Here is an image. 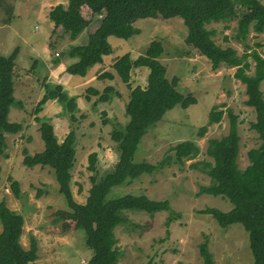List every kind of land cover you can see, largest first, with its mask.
<instances>
[{"label": "rangeland", "instance_id": "rangeland-1", "mask_svg": "<svg viewBox=\"0 0 264 264\" xmlns=\"http://www.w3.org/2000/svg\"><path fill=\"white\" fill-rule=\"evenodd\" d=\"M259 1L264 5V0ZM66 2L0 0V54L8 56L17 49L16 74L24 69L33 70L31 73L38 78L34 82L15 79L16 97L25 89L27 107L17 108L16 113L10 111V118L19 119L23 127L18 133L6 134L7 158L0 155V199L4 198L7 206L24 218L22 246L28 247L30 235L36 239L37 257L31 264H84L92 254V249L85 244L83 229L74 228V222L68 217L65 198L57 190L52 170L40 165L29 168L21 163L23 147L30 153L43 148L35 115L53 124L59 141L71 128L75 130L70 187L74 199L84 202L91 185L90 176L98 180L114 167L118 150L110 134L128 119L124 112L127 85L117 77H96L106 70L115 74L112 61L124 53L134 59L144 53L152 40L162 44L159 60L166 67L167 77H178L177 90L192 93L197 101L186 108L175 105L147 128L134 155L136 161L147 164L146 171L111 189L110 196L144 194L151 199L167 200L170 207L152 215L126 211L130 222L114 228L116 246L121 253L116 264H145L148 260L152 264H203L198 245L204 240L208 242L214 264H253L247 232L240 223L223 228L210 214L198 213L205 207L228 210L229 201L220 195L196 196V192L199 186L210 182L200 163L212 161L205 152L209 138L235 132L239 136L237 165L241 169L248 164L247 150L259 144L257 133L250 127L255 112L245 104V80L264 72V30L255 33L250 27L245 39L247 48H244L233 38L236 19L206 24L207 28L214 29L212 38L217 44L233 46L242 58L238 66L220 65L213 70L209 61L185 42L187 28L180 16L139 18L134 22L139 33L127 39L108 36L110 50L103 61L91 66L85 77L73 76V81L78 79L83 83L61 89L76 100L77 120L71 122L66 102L57 98L48 99L41 111L34 112L45 92L44 86L49 84L40 76L48 72L40 58L47 54L51 66L53 59L64 61L67 47L85 42L100 16L80 6V17L87 21V26L70 40L62 29L55 30L48 18V10L53 5ZM148 71L147 67L132 68L129 86H145ZM106 86H112V90L104 102L87 90L94 87L102 91ZM260 89L264 98V80ZM86 95L90 96L89 100ZM93 151L96 162L95 170L91 171L87 157ZM195 162L199 163L197 167L191 166ZM9 175L19 182L20 198L9 188ZM169 213L177 216L167 226L165 220Z\"/></svg>", "mask_w": 264, "mask_h": 264}, {"label": "trees", "instance_id": "trees-1", "mask_svg": "<svg viewBox=\"0 0 264 264\" xmlns=\"http://www.w3.org/2000/svg\"><path fill=\"white\" fill-rule=\"evenodd\" d=\"M85 5L93 14L100 15L97 25L85 42L70 44L64 55L76 57V61L66 66L71 75L84 77L94 64L101 63L110 50L108 36L127 39L137 33L139 28L135 20L145 17L170 18L180 16L187 28L185 42L204 56L214 70L220 65L238 66L242 63L236 49L217 44L212 35L214 29L205 25L211 22H229L236 19V31L233 38L244 48L246 34L250 27L255 33L264 30V5L259 0H67L66 4L57 3L48 10V18L54 27L61 29L70 40L75 39L87 26L80 17L79 7ZM163 51L159 40H152L143 54L134 59L128 53L117 57L111 63L115 74L106 70L97 75L98 79L117 77L128 87L124 112L128 119L121 128L111 131L110 137L116 143L118 157L114 167L96 180L90 176L84 202L74 199L70 187L71 168L75 160L76 133L71 128L62 140H58L53 125L45 120L39 122L38 131L43 148L30 153L23 147L21 163L25 167L35 165L48 166L57 181V190L66 201L68 217L74 222V228H82L85 244L92 249L91 256L84 264H116L120 251L116 246L114 228L130 222L126 211H142L149 215L161 210H170L167 200L151 199L144 194L124 193L110 196L113 187L121 186L127 180L139 177L147 169L144 161L134 159L138 144L147 128L161 120L164 113L179 105L186 108L196 103L192 93L177 90L178 77L168 78L166 67L159 60ZM60 55H62L60 53ZM17 49L8 56L0 54V155L7 158L6 134H15L22 130L20 121H11L8 117L11 107H22V102L14 97L13 67ZM58 59H55L57 62ZM147 67L145 86H129L132 68ZM264 72L245 80V104L252 107L255 120L250 123L257 133L259 144L246 152L248 164L243 169L237 165L239 136L229 132L221 137L209 138L206 154L212 161H202L201 170L210 177L207 185L199 186L196 196L201 194L220 195L231 204L228 210L217 207H205L198 211L210 214L223 228L232 223H240L247 232L249 249L253 264H264V98L260 83ZM45 92L37 101L34 112L37 114L48 99L66 102L65 107L71 122L77 120L74 110L76 100L62 91L59 84L44 86ZM91 95L98 101H107L112 86L102 91L88 87ZM87 100L90 99L86 95ZM88 169L95 170L96 152L88 154ZM197 162L191 166L197 167ZM9 188L17 198L22 191L19 182L10 175ZM39 195V193H37ZM172 213H174L172 211ZM177 215L169 213L165 224ZM24 218L12 211L4 198L0 199V264H31L37 257V242L33 235L29 237L28 247L20 242ZM203 264H214L208 249L207 240L198 245ZM145 264H152L148 260Z\"/></svg>", "mask_w": 264, "mask_h": 264}, {"label": "crops", "instance_id": "crops-1", "mask_svg": "<svg viewBox=\"0 0 264 264\" xmlns=\"http://www.w3.org/2000/svg\"><path fill=\"white\" fill-rule=\"evenodd\" d=\"M63 4L65 5L66 3H63ZM83 6H85V5H83ZM79 10H80V7H79ZM213 23H221V22H213ZM222 23H225V22H222ZM52 24H53V22H52ZM58 28L61 30V27H58V26L57 27H54L55 30H57ZM56 54L58 55L57 52H56ZM76 59H77L76 57H71V56L66 55V59H64V61L63 60L61 61L60 58H58L57 62H55V59H53L54 60V64H52V66H51L50 63H49V57H48V55L47 54H44L40 58V60H41L40 62L47 69L48 72L43 77H42V74H41L40 75L41 78L45 79L44 82L45 83L48 82L50 85H55V84L61 85L62 86V89H67L68 87L74 88L76 85H78L79 83H83V82H79L78 79L73 81V76L74 75H71V74L67 73L66 70H65V68L70 63L76 61ZM14 67H15V64H14ZM14 67H13V77H12V79H13V87H14L13 94L15 95V98L16 99H18L19 101L22 102V105H23L22 107L23 108H26L27 105L25 103L26 102V98L25 97L27 96V94H25V89H22L23 91L20 93L19 97L18 96L16 97V94H15V91H16L15 79H17V78L20 77L21 79L27 80L28 82H29V80H31L32 82H34V80H38V78L36 76H33L34 75V74H32L33 73V70H30L28 72L27 69H24L23 71H19V73L16 74V69ZM23 87L24 86H22V88ZM12 110L14 111V113L18 112V110H17L16 107H11L10 110H9V114H8L9 119L11 121H20L19 119H16L15 117L10 118L9 115H10V111H12Z\"/></svg>", "mask_w": 264, "mask_h": 264}]
</instances>
